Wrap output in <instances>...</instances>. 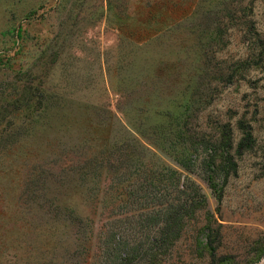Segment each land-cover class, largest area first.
Here are the masks:
<instances>
[{"label": "rangeland", "instance_id": "rangeland-1", "mask_svg": "<svg viewBox=\"0 0 264 264\" xmlns=\"http://www.w3.org/2000/svg\"><path fill=\"white\" fill-rule=\"evenodd\" d=\"M173 170L207 205L160 264H252L264 0H0V264H122L105 231L148 248Z\"/></svg>", "mask_w": 264, "mask_h": 264}, {"label": "trees", "instance_id": "trees-1", "mask_svg": "<svg viewBox=\"0 0 264 264\" xmlns=\"http://www.w3.org/2000/svg\"><path fill=\"white\" fill-rule=\"evenodd\" d=\"M229 144L226 143L227 146H230ZM209 150L210 158L208 165L211 168L215 162L220 161V158L217 156L216 146L211 145ZM192 160L190 158V161ZM181 166L185 169L189 168V165L186 164H182ZM171 173L170 183L168 184L169 192L167 194L164 192L157 193L151 199L148 200L146 198L145 200L147 202L146 205L159 204V207H156V209L144 207V215L146 217H152V224L157 226L156 234L150 240L148 248L145 247L143 241L131 243V240L127 239L123 228H112V230L108 229L105 231V239L109 235L112 238L117 237L118 241L114 245H111L110 250L114 254L119 255L122 264H146L145 260H149L147 264L162 263V260L166 258L171 247L178 241L185 218L195 215L207 205L206 197L201 193L199 187L192 179L184 177L182 180L181 174L175 170ZM207 178L210 183V188L214 192H217V185L213 181V176L208 175ZM142 204L144 205L145 203ZM71 212L73 211H67L69 217L71 216ZM205 230L206 228L201 230L199 234V245H202L203 239L209 236L205 234ZM260 242L263 247L259 255L252 261V264L259 263L264 257V236L260 238ZM229 260V257H221L218 259V262L220 264H228Z\"/></svg>", "mask_w": 264, "mask_h": 264}, {"label": "bare ground", "instance_id": "bare-ground-1", "mask_svg": "<svg viewBox=\"0 0 264 264\" xmlns=\"http://www.w3.org/2000/svg\"><path fill=\"white\" fill-rule=\"evenodd\" d=\"M257 264H264V258L261 259V261L259 263H257Z\"/></svg>", "mask_w": 264, "mask_h": 264}]
</instances>
